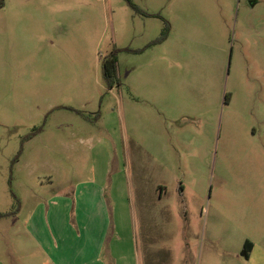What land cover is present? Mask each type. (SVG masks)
I'll return each instance as SVG.
<instances>
[{"label": "rangeland", "instance_id": "obj_1", "mask_svg": "<svg viewBox=\"0 0 264 264\" xmlns=\"http://www.w3.org/2000/svg\"><path fill=\"white\" fill-rule=\"evenodd\" d=\"M131 1L4 0L0 264H44L29 218L95 178L145 264L264 247V0Z\"/></svg>", "mask_w": 264, "mask_h": 264}, {"label": "crops", "instance_id": "obj_2", "mask_svg": "<svg viewBox=\"0 0 264 264\" xmlns=\"http://www.w3.org/2000/svg\"><path fill=\"white\" fill-rule=\"evenodd\" d=\"M107 187L100 178L79 182L72 199L68 194L61 196L43 214L29 218L27 227L43 250L44 264H130V253L145 264V254L128 231V218L124 216L128 209L121 205V214L115 220L113 203L104 191ZM164 190L163 185L157 188L160 200ZM73 205L77 214L71 217ZM251 241L253 248L245 259L250 264H264V247Z\"/></svg>", "mask_w": 264, "mask_h": 264}, {"label": "trees", "instance_id": "obj_3", "mask_svg": "<svg viewBox=\"0 0 264 264\" xmlns=\"http://www.w3.org/2000/svg\"><path fill=\"white\" fill-rule=\"evenodd\" d=\"M128 1L130 2V4L132 5L134 9L139 10L138 7L131 0H128ZM4 6H5L4 0H0V8H3ZM170 29H171L170 24L167 22L165 28L162 31L161 36L157 39V41L154 42V44L165 41L168 38ZM104 74L109 81L115 78L117 74V56L115 55V53H112L104 61ZM252 248H253V242L250 239H247L244 243L242 255L245 258H249V254Z\"/></svg>", "mask_w": 264, "mask_h": 264}]
</instances>
